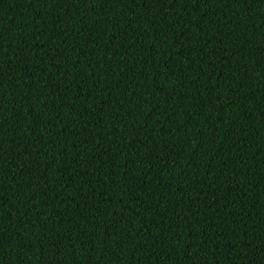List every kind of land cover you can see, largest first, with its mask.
Wrapping results in <instances>:
<instances>
[{"label": "trees", "instance_id": "16d2710c", "mask_svg": "<svg viewBox=\"0 0 264 264\" xmlns=\"http://www.w3.org/2000/svg\"><path fill=\"white\" fill-rule=\"evenodd\" d=\"M0 264H264V0H0Z\"/></svg>", "mask_w": 264, "mask_h": 264}]
</instances>
